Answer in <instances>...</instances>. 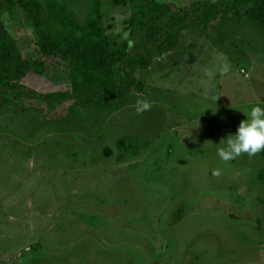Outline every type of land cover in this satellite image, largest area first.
Returning a JSON list of instances; mask_svg holds the SVG:
<instances>
[{
	"label": "rangeland",
	"instance_id": "1",
	"mask_svg": "<svg viewBox=\"0 0 264 264\" xmlns=\"http://www.w3.org/2000/svg\"><path fill=\"white\" fill-rule=\"evenodd\" d=\"M63 1L82 22L93 2ZM101 1L109 34L130 41L132 0ZM0 24L25 58L47 62L29 86L69 87L21 7L0 0ZM136 74L145 89L119 110L2 108L0 264H264V152L217 155L242 111L264 105L263 29L236 13L201 22ZM141 99L151 108L138 115Z\"/></svg>",
	"mask_w": 264,
	"mask_h": 264
},
{
	"label": "trees",
	"instance_id": "2",
	"mask_svg": "<svg viewBox=\"0 0 264 264\" xmlns=\"http://www.w3.org/2000/svg\"><path fill=\"white\" fill-rule=\"evenodd\" d=\"M4 1L11 12L23 9L44 57L64 60L70 85L50 91L29 86L27 80L36 84L46 76L47 62L25 58L17 40L0 24V111L12 99L37 100L51 111L68 102L83 109L119 110L133 93L145 89L136 71L150 69L157 57L176 50L192 26L236 13L264 31V0H191L186 6L132 0L130 41L109 34L101 0H93L83 22L63 0ZM260 177L264 180V174Z\"/></svg>",
	"mask_w": 264,
	"mask_h": 264
},
{
	"label": "clouds",
	"instance_id": "3",
	"mask_svg": "<svg viewBox=\"0 0 264 264\" xmlns=\"http://www.w3.org/2000/svg\"><path fill=\"white\" fill-rule=\"evenodd\" d=\"M224 71H227L226 67ZM209 98L214 99L210 94ZM150 108L151 103L147 99L136 101L135 110L138 115H142ZM208 108H211L210 105ZM242 112L247 119L240 122L234 134L230 133L217 144V155L222 161L234 160L245 153L255 156L264 152V105L256 104Z\"/></svg>",
	"mask_w": 264,
	"mask_h": 264
}]
</instances>
